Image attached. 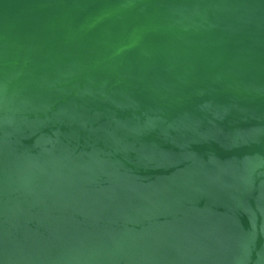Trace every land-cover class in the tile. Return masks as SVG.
I'll return each mask as SVG.
<instances>
[{
	"label": "water",
	"instance_id": "water-1",
	"mask_svg": "<svg viewBox=\"0 0 264 264\" xmlns=\"http://www.w3.org/2000/svg\"><path fill=\"white\" fill-rule=\"evenodd\" d=\"M0 264H264V0H0Z\"/></svg>",
	"mask_w": 264,
	"mask_h": 264
}]
</instances>
